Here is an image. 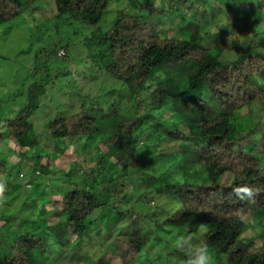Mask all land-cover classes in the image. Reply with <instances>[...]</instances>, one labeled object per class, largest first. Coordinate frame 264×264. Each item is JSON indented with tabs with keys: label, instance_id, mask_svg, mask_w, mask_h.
<instances>
[{
	"label": "trees",
	"instance_id": "trees-1",
	"mask_svg": "<svg viewBox=\"0 0 264 264\" xmlns=\"http://www.w3.org/2000/svg\"><path fill=\"white\" fill-rule=\"evenodd\" d=\"M39 1L0 0V25L20 16L23 7L34 10ZM50 1L55 13L45 40L58 35L59 39L52 42L53 48L43 49V59L32 64V80L26 86L25 100L0 113V142L12 140L24 161L32 162V186L40 176L41 180L65 182L71 188L65 190L60 185L59 189L52 187L46 191L42 186V207L37 219L32 216L31 226L17 233H9L12 227L0 215V264H56L65 250L73 260V247L90 235V227L97 218L106 216L118 187L124 189L134 174L147 175V167L154 172L170 163L163 153L166 149L155 156L149 150L141 151L144 144H139L144 142L148 129L162 140L182 142L180 146L192 155L193 163L201 167L204 175L202 182L169 181L154 185L157 191H171L179 199V206L167 213L158 226H174L185 237L199 232L198 245L207 246L212 264H264V126L251 118L255 107L264 114V35L260 36L262 42L253 41L257 50L244 47L239 37H231L232 53L226 56L228 45L224 39L208 46L205 43L210 33L203 28L216 17L214 11L208 13L211 0H127L130 9L114 11H107L111 0ZM238 2L241 10L256 17L260 30L264 0ZM183 5L187 10L183 11ZM170 13L176 19L174 24L167 25L164 18ZM102 21L104 27L100 25ZM78 33L85 35V45L75 41ZM65 36L73 41L72 48L76 43L78 49L84 48L85 61L96 70L104 69L111 78L123 82L125 107L121 101L118 107L111 104L104 109L95 101L88 108L80 106L73 113L47 118L43 121L44 130L54 141L53 149H48L39 144L31 117L41 104L51 76L69 69V61L64 62L66 66L61 70L52 69L55 52L66 46ZM71 61L79 65V59L73 57ZM171 65L178 67L181 78H170L155 88L149 98L143 96L152 71ZM202 89L209 92L208 99L202 97ZM192 90L195 93L191 104L181 103ZM143 97L148 100L146 105L153 107L171 100L173 112L185 115L189 126L182 127L175 118L171 120L164 114L139 112L138 103ZM127 105L134 106L135 111L128 110ZM69 141L77 145L76 157L69 167L51 164L64 152L61 145ZM89 147H94V151L100 149V155L89 153L80 159L78 154ZM146 154L151 155L149 161L153 156L152 163L145 159ZM44 155L49 160L46 163L41 161ZM183 170L177 163L171 165L173 173ZM6 171L7 164L0 159V175L7 178ZM50 173L63 174V181L49 177ZM7 180L0 182V186ZM44 194L52 204L50 214L57 212L55 221L50 223L43 218L48 212ZM36 206L34 202L31 207ZM249 225L255 228L258 245L253 237L244 236ZM71 235L75 239L70 245ZM150 240L147 233L141 232L117 235L109 247L100 246L97 258L87 256L82 263L107 264L114 255L119 264H165L171 251H154ZM54 252L58 255L48 258ZM180 255L188 258L186 254Z\"/></svg>",
	"mask_w": 264,
	"mask_h": 264
},
{
	"label": "rangeland",
	"instance_id": "rangeland-1",
	"mask_svg": "<svg viewBox=\"0 0 264 264\" xmlns=\"http://www.w3.org/2000/svg\"><path fill=\"white\" fill-rule=\"evenodd\" d=\"M164 1L167 2V0ZM238 1L211 0L212 5L208 8V13L212 11L216 13V17L213 18L215 21L213 23L208 22L207 26L203 28V31L210 33V36L205 38L206 46L211 45L214 41L225 40L228 45L226 56H231L232 53L229 48L231 37L237 36L244 47L257 50L258 48L253 46V41L262 42L260 36L264 35V22H262L261 28L258 30L256 17L250 12L241 10L238 7ZM51 2L50 0H40L34 10L31 7H23L24 11L20 16L0 25V113L25 100L26 86L32 80L29 74L32 64L35 61L39 62V58L43 59V49L49 50L53 48L52 42L55 43L59 39L58 35L45 40V32H48V26L52 27L53 15L55 13V7ZM165 2L163 4L164 7H166ZM117 9H130L127 0H111L107 11ZM182 9H184L183 11L187 10L185 5H183ZM186 16H190V13H187ZM175 19L173 13H170L169 16L164 18V22L167 25H171L172 23L174 24ZM100 25L104 27L103 21ZM74 39L78 44L85 45L86 43L84 34L78 33L74 36ZM65 40L67 42L66 46L58 48L57 52H55L56 60L52 61L54 65L52 69L55 71L63 69L66 66L64 63L66 61L70 62L69 69L64 71V73L58 74L56 77L51 76V82H48L49 84L46 86L45 93L41 96V104L31 117L39 144H44V147L48 149H53L54 141L50 139L47 131L44 130L43 121L47 118L52 119L56 116L73 113L80 106L88 108L95 101L104 109L111 104L118 107V105H121V101L125 107L122 97L124 96V90L122 88L126 89V86L123 82L111 78L104 69L102 71L96 70L95 66L91 65V62L85 61L86 52L82 46L78 49L76 43L72 48L73 41L70 42L71 38L68 39L65 36ZM37 55L38 59H36ZM73 57L79 59V65H75L71 61ZM69 58L70 60H68ZM175 76L181 78L180 71L175 65L155 68L152 71L143 96L149 98L150 93L155 88L163 85ZM118 85L121 87L119 90ZM181 86L184 87V84L181 83ZM194 93L195 91L193 90L188 92L181 103L189 106ZM85 95L88 98L85 99ZM209 95L206 89H202V97L204 99H208ZM145 99L146 97H143L141 102L138 103L140 104L139 112L141 111L142 113L143 111L154 115L164 114L171 120L175 118L177 123L182 127L189 126L190 123L185 115L173 112L171 100L162 106L153 107L146 105L148 100ZM137 101L138 99H136ZM255 108V114L251 115V118L254 121L261 122L264 126L262 118L264 114L258 107ZM127 109L135 111V107L132 105H127ZM157 137L148 129L144 142L140 141L139 144H144L141 151L149 150L155 156L161 150L166 149L163 153L167 155L169 158L167 162L170 163L167 165L162 164L163 166L159 169L155 168L154 172L151 169L149 170L150 167H147L145 168L147 175L134 174L131 176L130 181L126 182L124 189L119 190L118 187L117 192L114 194V202L110 205V210L108 209L109 211L105 214L106 216L97 218L90 227V235L83 237L77 246L73 247L72 255H74V259L70 260L69 255L71 253L65 250L60 254V258L56 264H83L82 262L84 261L82 260H85L87 256L97 258L100 255V246L109 247V243L113 237L133 232L147 233L151 237L149 246L154 251L157 248H164L168 252L177 251L174 254L170 252L169 259H167L165 264H186L188 258H183V255H180V253L186 254V252L175 246L179 238L185 237L184 232L174 226H158V223H160L167 213L172 212L179 206V199L171 191H157L154 189V185L169 181L172 184L202 182L204 180L203 170L201 167L195 166L192 155L188 154L187 149L180 146V144H183L182 142L177 140H162ZM156 138L158 144L155 141ZM48 139H50V142ZM62 145L61 147L65 149L64 152L55 161H51L50 163L66 169L69 167L70 161L76 157L74 147L77 145L74 142L70 143V141ZM17 152L19 151H17L16 145L12 140L0 142V159L6 162V175H9L7 176V183L4 186L2 185L3 187L0 186V215L3 214L8 219L12 227L9 233H17L21 229H27L28 226H31L32 216L34 219H37L39 215L38 210L42 207V201H40L39 196V193L43 191L41 189L42 186L46 191L52 187L59 189L60 185L65 190L71 188L65 182H58L57 179L52 180V182H50V179L48 181L47 179L41 180L40 176H37L34 186L29 184L33 175L32 162L24 161L26 160L25 157L23 159L22 154ZM89 153L100 155V149L94 151V147L86 148V151H81L78 157L84 159ZM148 156L151 155L146 154L144 157L149 161ZM153 156L150 158L149 163L153 162ZM41 161L42 163L49 161L47 155H44ZM92 161L89 158L88 163ZM173 163L184 167L183 172L176 171V174L171 172V165ZM133 167L131 166V168ZM82 168L86 170L83 165ZM35 174L38 173L35 172ZM48 176L59 178L63 181V174L55 176V174L52 175L50 173ZM7 178L4 175H0V182H4ZM42 197L43 200H46V206L44 207L49 212H46L43 218H45L47 223L55 221L57 212L50 214L52 204L47 200L46 194L42 195ZM34 202L37 206L31 207ZM122 211H124L122 216L117 215ZM254 229V227L249 225L244 232V236L253 237V241L258 245L259 239L255 236ZM199 235V232L193 233L190 236L189 243H192L191 245H198ZM74 239L75 236H69L70 245L74 243ZM153 250L151 252H154ZM47 253L45 251L46 256ZM57 255L58 253L54 252L48 258H55ZM0 258H2L1 255ZM78 259L80 260L78 261ZM108 259L110 260H107V264H119L114 255Z\"/></svg>",
	"mask_w": 264,
	"mask_h": 264
},
{
	"label": "clouds",
	"instance_id": "clouds-1",
	"mask_svg": "<svg viewBox=\"0 0 264 264\" xmlns=\"http://www.w3.org/2000/svg\"><path fill=\"white\" fill-rule=\"evenodd\" d=\"M191 237H182L176 241V247L184 250L188 257L186 264H212V257L205 244L191 245Z\"/></svg>",
	"mask_w": 264,
	"mask_h": 264
}]
</instances>
